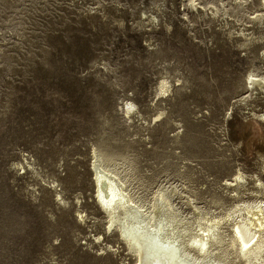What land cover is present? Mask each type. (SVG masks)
<instances>
[{"label":"rangeland","instance_id":"rangeland-1","mask_svg":"<svg viewBox=\"0 0 264 264\" xmlns=\"http://www.w3.org/2000/svg\"><path fill=\"white\" fill-rule=\"evenodd\" d=\"M63 1L27 33L0 0V264H133L95 155L143 202L178 189L188 220L262 198L264 92L246 78L264 75V0Z\"/></svg>","mask_w":264,"mask_h":264},{"label":"bare ground","instance_id":"bare-ground-1","mask_svg":"<svg viewBox=\"0 0 264 264\" xmlns=\"http://www.w3.org/2000/svg\"><path fill=\"white\" fill-rule=\"evenodd\" d=\"M38 1L32 0L31 14L24 18L18 14L17 7L29 6L31 0H3L8 5H4L2 10L12 7V15L6 13L5 16L15 17L16 29L24 28L27 33H32L38 31L33 24L34 21L37 23L35 10ZM55 1H49L51 9L38 20L40 24L44 21L47 25ZM42 6H48L47 0ZM261 7L254 12V20L262 21L260 24L264 25V1ZM255 39L260 42L259 36ZM261 58L264 60V52ZM246 79L247 92L254 94L259 89L264 92V75L251 71ZM167 88V82L162 81L160 91L165 92ZM127 109L131 110L133 106ZM258 117L264 121V114ZM100 156L95 155L92 164L94 199L106 213L108 230L118 233L119 242L125 246L133 264H264V184L258 179L262 198L252 203L243 202L220 215L209 214L192 205L195 216L188 220L173 200V195L179 194L178 189H159L152 201L143 202L133 197L125 180L114 170L101 165L106 161ZM261 158L264 160V156ZM235 177L232 181L235 184L244 180L240 174ZM232 255L233 260L230 259Z\"/></svg>","mask_w":264,"mask_h":264},{"label":"built area","instance_id":"built-area-1","mask_svg":"<svg viewBox=\"0 0 264 264\" xmlns=\"http://www.w3.org/2000/svg\"><path fill=\"white\" fill-rule=\"evenodd\" d=\"M49 1L51 0H47V7H43L42 4L44 3V0H39L38 3L36 4L37 6V9L35 10V18L37 19V23L34 21L33 24L36 26V29L38 31H41L42 29H44L46 31V29L48 28V26L50 24H40V22H38L39 19L41 18H44L45 16V11L48 10V9H51V7H49ZM67 1L68 0H64L63 1V4L60 6V8L58 10L61 9V11H63V9L67 6ZM31 5H32V0H31V4L29 6H20V7H17L19 8L18 9V14H20V17L21 18H24L26 17L27 15H30L31 14ZM58 10L56 11L58 13ZM51 23V22H49ZM262 29V28H261ZM264 31V29H262Z\"/></svg>","mask_w":264,"mask_h":264}]
</instances>
